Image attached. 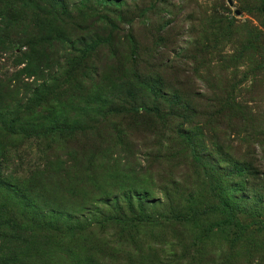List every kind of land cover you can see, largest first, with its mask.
I'll list each match as a JSON object with an SVG mask.
<instances>
[{
  "label": "rangeland",
  "instance_id": "1",
  "mask_svg": "<svg viewBox=\"0 0 264 264\" xmlns=\"http://www.w3.org/2000/svg\"><path fill=\"white\" fill-rule=\"evenodd\" d=\"M0 264H264V0H0Z\"/></svg>",
  "mask_w": 264,
  "mask_h": 264
}]
</instances>
